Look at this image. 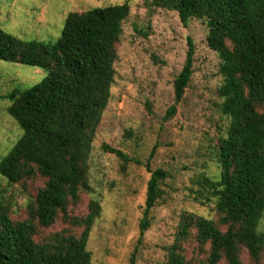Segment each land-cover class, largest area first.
<instances>
[{
  "label": "rangeland",
  "instance_id": "rangeland-1",
  "mask_svg": "<svg viewBox=\"0 0 264 264\" xmlns=\"http://www.w3.org/2000/svg\"><path fill=\"white\" fill-rule=\"evenodd\" d=\"M109 5H127L129 14L116 44L115 79L93 137L86 180L79 199L70 200L52 225H38L35 238L79 236L90 202L97 200L101 212L88 240L90 264H131L133 255L135 264H165L175 243L186 264H209L210 246L197 240L196 227L186 238L181 234L186 212L215 221L223 231L229 227L217 209L214 183L221 179L219 138L231 117L223 109L224 62L208 44L206 22L193 18L184 25L177 11L154 0H0V29L24 41L53 43L70 12ZM190 38L194 73L177 112L167 117L176 103L174 81L186 64ZM47 75L45 68L0 60V166L23 134L5 95ZM259 110L264 113V103ZM105 144L130 160L105 150ZM158 168L167 173L160 184L163 195L141 236L148 183ZM46 181L36 170L12 182L0 169V202L12 220H34L37 193ZM254 227L264 232V209L255 215ZM240 257L244 264H264V252L253 258L244 246Z\"/></svg>",
  "mask_w": 264,
  "mask_h": 264
},
{
  "label": "trees",
  "instance_id": "trees-1",
  "mask_svg": "<svg viewBox=\"0 0 264 264\" xmlns=\"http://www.w3.org/2000/svg\"><path fill=\"white\" fill-rule=\"evenodd\" d=\"M177 11L184 25L193 18L208 27L209 46L223 59L226 81L224 111L231 121L219 138L221 179L217 209L226 231L208 218L186 212L182 239L197 229L196 238L209 244V264H244V246L253 258L264 252V232L254 227V217L264 209V0H154ZM129 14L127 5L95 7L70 12L60 37L53 43L24 41L0 29V60L19 62L48 70V75L28 89H14L11 113L23 134L4 158L0 169L12 182L38 170L47 178L37 193L34 220L14 221L0 202V264H90V231L100 215L101 204L91 200L79 236L56 234L35 238L38 225H52L70 200L80 197L89 169L94 134L108 103L115 79L116 44ZM195 46L189 39L186 64L175 78L176 103L168 116L177 112L194 73ZM125 161L121 150L104 145ZM154 153V152H153ZM152 153V155H153ZM166 171H152L140 221V234L150 226V212L163 195L160 188ZM135 264V255L131 258ZM165 264H186L175 243Z\"/></svg>",
  "mask_w": 264,
  "mask_h": 264
}]
</instances>
